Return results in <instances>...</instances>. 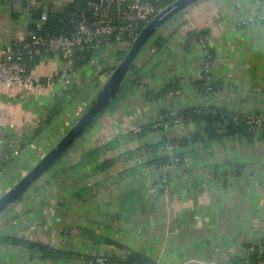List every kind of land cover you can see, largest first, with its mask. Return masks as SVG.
<instances>
[{
  "label": "crops",
  "instance_id": "crops-1",
  "mask_svg": "<svg viewBox=\"0 0 264 264\" xmlns=\"http://www.w3.org/2000/svg\"><path fill=\"white\" fill-rule=\"evenodd\" d=\"M72 0L48 2V13ZM44 0H0V54L29 31ZM39 26L40 23L38 22ZM201 33L185 51L189 33ZM119 46L84 66L61 55L43 59L28 73L50 87L27 91L0 87V196L16 184L88 109L120 55ZM213 52L212 94L199 92L207 51ZM134 65L138 85L124 90L113 110L99 116L54 166L0 213V238L41 243L73 256L39 259L20 246L0 244V264H94L97 257L136 253L154 264H237L264 242V143L240 138L207 147L193 143L168 155L178 165L154 167L163 150L146 128L162 112L214 106L240 114L264 112V0H203L165 23ZM66 74L63 76V73ZM174 93L146 98L167 86ZM57 110L48 125H43ZM195 129L174 126L168 139ZM21 150L14 155L13 144ZM112 165L101 169L104 161ZM263 248V247H262ZM247 254V255H246Z\"/></svg>",
  "mask_w": 264,
  "mask_h": 264
},
{
  "label": "trees",
  "instance_id": "trees-1",
  "mask_svg": "<svg viewBox=\"0 0 264 264\" xmlns=\"http://www.w3.org/2000/svg\"><path fill=\"white\" fill-rule=\"evenodd\" d=\"M15 1V0H8ZM21 2H26L28 0H19ZM40 1V0H35ZM90 0H73L67 4L59 12H49L46 19L39 26L37 23L41 17V9L36 10L32 15V24L29 26V31L33 32L37 36H47V37H57V36H69L75 31V20H77L81 15L86 17L91 16V12L88 9V2ZM155 9L160 11L161 9L167 7L175 0H150ZM201 33L191 32L189 33V39L184 45L185 51H188L191 47L192 41H199L202 39ZM25 40H29V37ZM103 50V47H99L96 50H90L87 48H82L74 54L75 66H84L90 62L91 58L98 55ZM52 54L46 53L44 50H40L38 54H34L31 57L23 53V64L29 71L31 68L38 65L43 59L51 57ZM125 55V54H124ZM124 55H120L118 61H120ZM213 52L207 51V60L210 63L213 59ZM142 78L141 70L135 65L132 66L129 72L125 83L123 84L121 90L119 91L117 97L111 101L109 106L101 114L109 112L114 109L118 99L122 97L124 90L131 86L138 85L140 79ZM218 84L213 82L212 89L205 92L204 80H199L194 82V87L201 93L212 94L217 90ZM175 86H167L163 88L156 95L152 92H146L147 97L153 96H164L169 93H174ZM58 113L57 110L51 112L50 118L44 122L43 125H48L51 119ZM257 118H260L259 123L248 124L247 114H240L236 112H231L228 110L220 109L214 106L207 107H192L184 109L181 111H167L162 112L161 117L164 122L173 124L174 120L177 118L183 119V124H193L195 129L179 140H170L168 139V131L165 130L162 126H157L153 128V124L147 126L143 129L144 131H160L162 134L161 141L154 146L146 147L145 150L148 153L157 152L160 147H162L166 142H171L177 147H187L193 143H200L204 147H207L212 142H217L224 144L225 140L233 142V140L244 138L249 144H253L256 141H261L264 143V112H259L254 114ZM176 160L172 158H159L153 159L148 165L154 167L162 166H171L178 165L183 162L184 155H176ZM111 162L109 160L104 161L101 165V169L110 167ZM0 244L11 245V246H20L25 248L31 253V255H39V259L47 260L50 262H59L65 259H69L73 254L69 252H64L58 249H54L48 246H45L41 243H34L27 240H20L14 238H0ZM264 248V242L261 244ZM115 264H154L151 261H148L144 257L136 253L126 252L124 258L113 257L111 259ZM239 263V260H238Z\"/></svg>",
  "mask_w": 264,
  "mask_h": 264
},
{
  "label": "built area",
  "instance_id": "built-area-1",
  "mask_svg": "<svg viewBox=\"0 0 264 264\" xmlns=\"http://www.w3.org/2000/svg\"><path fill=\"white\" fill-rule=\"evenodd\" d=\"M44 1L43 13L39 19L40 24L44 22L48 14L47 1L53 0ZM87 6L91 12V16L86 17L81 15L75 20V31L71 35L47 37L32 34L29 40H15L12 42L11 48L2 51L0 54V87L36 91L50 87L53 84L54 78L36 81L29 75L27 68L23 64V53L31 57L34 54H38L42 49L46 53L63 56L67 64L73 66L75 62L74 54L82 48L96 50L99 47H103L101 52H104L119 46H125L127 47V52L142 28L157 13L150 0H90ZM206 58L203 60L200 80H204L205 92L207 93L212 89L211 86L214 81L209 76L210 63ZM118 63L119 61L116 62L113 68ZM65 74L66 72L63 73V76ZM259 122L260 118H257L254 114L248 116V124ZM177 125L184 127L183 119L177 118L170 125L164 122L160 116L158 121L153 124V128L162 126L168 131ZM143 129L142 127L136 128L135 133H140ZM155 132H158L162 138L160 131ZM176 147L173 143L166 142L160 147V150H163L167 154L166 158L176 160V155H168ZM12 150L14 155L18 154L21 150V145L14 143ZM250 254L254 256L253 259L249 255H242L237 264H264V248L252 250ZM109 262V258L107 257H97L94 259V264H108Z\"/></svg>",
  "mask_w": 264,
  "mask_h": 264
},
{
  "label": "water",
  "instance_id": "water-1",
  "mask_svg": "<svg viewBox=\"0 0 264 264\" xmlns=\"http://www.w3.org/2000/svg\"><path fill=\"white\" fill-rule=\"evenodd\" d=\"M200 1L203 0H175L155 14L142 28L126 54L110 73L106 82L99 87L97 96L88 109L73 121L49 151L16 184L0 196V213L17 201L33 183L51 169L101 116L111 101L117 97L137 56L153 35L177 14Z\"/></svg>",
  "mask_w": 264,
  "mask_h": 264
}]
</instances>
